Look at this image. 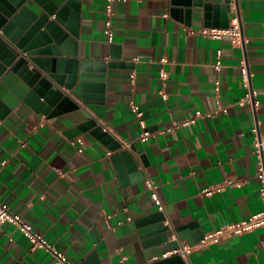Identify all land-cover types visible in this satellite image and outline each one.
I'll list each match as a JSON object with an SVG mask.
<instances>
[{"label":"crops","instance_id":"crops-1","mask_svg":"<svg viewBox=\"0 0 264 264\" xmlns=\"http://www.w3.org/2000/svg\"><path fill=\"white\" fill-rule=\"evenodd\" d=\"M201 1L223 6L227 0ZM231 3L229 18L239 17L243 46L230 37L218 40L198 33L222 28L207 24L203 8L190 18L183 13L177 17L174 0L114 2V40L109 43L106 1L81 0L78 60L89 63L94 77L105 73V88L92 93L95 101L89 107L71 98L112 135L120 150L111 151L82 130L86 120L80 112L47 118L20 102L0 118V199L70 263L150 264L201 234L264 210L252 132L258 124L264 135V0ZM162 58L168 63H160ZM244 64L260 102L257 109L250 102L241 104L248 92ZM29 67L36 66L31 62ZM162 68L167 80L160 77ZM131 102L153 133L147 142L140 140L142 129ZM197 111L213 116L164 132ZM148 178L158 188L166 224L172 227L167 241L149 242L151 237L141 233L144 220L159 212ZM226 180L242 185L202 194ZM188 262L264 264V230L196 246ZM0 264L54 260L44 250H33L18 228L6 223L0 227Z\"/></svg>","mask_w":264,"mask_h":264},{"label":"water","instance_id":"water-1","mask_svg":"<svg viewBox=\"0 0 264 264\" xmlns=\"http://www.w3.org/2000/svg\"><path fill=\"white\" fill-rule=\"evenodd\" d=\"M174 4L179 7L177 17L183 13L190 18L195 9L203 8L208 25L222 29L230 26V0L223 6L203 4L201 0H174ZM80 11L81 0H0V118L20 102L47 118L80 112L86 120L80 126L82 130L90 131L111 151L120 150L122 146L112 135L71 98L89 107L95 101L92 93L105 88V73L94 77L89 63L78 60L75 40ZM31 62L34 69L29 67ZM142 225L141 233L151 237L149 242L169 239L172 227L166 224L164 213L147 217ZM203 238L201 234L188 245L195 247ZM150 264L187 263L181 256H172Z\"/></svg>","mask_w":264,"mask_h":264},{"label":"built area","instance_id":"built-area-1","mask_svg":"<svg viewBox=\"0 0 264 264\" xmlns=\"http://www.w3.org/2000/svg\"><path fill=\"white\" fill-rule=\"evenodd\" d=\"M105 1H106V6H105L106 20H105L104 35L107 41L109 43H112L114 40L113 4L116 1L127 2L129 0H105ZM231 10H233L232 3H231ZM192 33L195 34L196 32L192 31ZM198 33L206 37H210L218 40L224 37H230L234 45L237 46L244 45L242 26L240 19L236 15V13H235V17H233V19L231 20L229 28L227 29L203 28ZM160 63L167 64L168 60L166 58H162ZM221 68H222V64L221 61L219 60L216 65V69L220 71ZM241 72H242V79L244 85L248 90L245 98L241 100V104H244L245 102H250L252 103L254 108L257 109L260 106V102L256 99L257 96L256 92L251 88L249 67L246 64H244L241 68ZM160 77L162 80L168 79V73L164 68H162L160 71ZM135 80H136V76L135 74H132L131 83L134 84ZM219 85H220L219 82H217V87H216L217 91H219ZM164 97L166 98V95H164ZM130 107L131 110L139 118V124L142 129L140 140L142 142H147L153 136V133L149 131L144 121L143 118L144 113L140 110V107L135 102H131ZM219 110L226 111V109L222 108L221 106L219 107ZM212 116L213 113H203L201 111H197L192 118L184 122H176V121L172 122V124L169 127H167L164 130V132L180 130L182 128L194 125L197 122V120L200 118L209 119L212 118ZM252 132L255 134L254 153L258 158V169L256 176L260 183V197L264 202V135L260 133L258 124H256L252 128ZM241 185H242L241 182L226 180L222 184L203 190L202 194L205 196H211L213 194L223 192L226 187H240ZM146 186L151 191V198L158 207L159 212L164 213L165 206L159 196L158 188L155 185L154 181L148 178L146 180ZM6 223L15 225L18 228V230L21 232V234L31 243L33 250L39 249L48 252L53 257L54 264H72L67 260L65 255L59 250H57L55 246L50 244L43 235L35 232L33 227L27 222H25L20 215L12 213L8 204L0 199V227H2ZM257 230H264V210L262 212L250 216L246 220L237 223L228 224L220 227L217 230L209 232L208 234L204 235L203 240L197 246L218 244L221 241L226 240L228 238L235 236H242ZM195 247H190L188 245H180L163 253L161 256H155L150 260V263L164 260L172 256H181L183 260L187 264H189L188 262L189 257L192 254Z\"/></svg>","mask_w":264,"mask_h":264},{"label":"bare ground","instance_id":"bare-ground-1","mask_svg":"<svg viewBox=\"0 0 264 264\" xmlns=\"http://www.w3.org/2000/svg\"><path fill=\"white\" fill-rule=\"evenodd\" d=\"M51 18L53 19V18H55V17L53 16V17H51Z\"/></svg>","mask_w":264,"mask_h":264}]
</instances>
